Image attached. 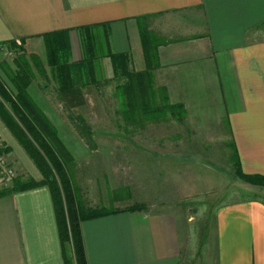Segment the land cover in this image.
Masks as SVG:
<instances>
[{
    "label": "crops",
    "instance_id": "0c3cea01",
    "mask_svg": "<svg viewBox=\"0 0 264 264\" xmlns=\"http://www.w3.org/2000/svg\"><path fill=\"white\" fill-rule=\"evenodd\" d=\"M95 24L135 72L146 68L143 42L155 47L153 81L183 106L187 141H223L242 174L264 177V0H0V43L63 32L71 45L72 33ZM7 130L0 120V141L19 152ZM24 154L29 178L42 181ZM189 171L170 169L181 177L164 184L198 188ZM49 193L41 185L0 195V264H64ZM213 214L211 236L167 211L84 219L87 264H264V201H226Z\"/></svg>",
    "mask_w": 264,
    "mask_h": 264
},
{
    "label": "rangeland",
    "instance_id": "374dc122",
    "mask_svg": "<svg viewBox=\"0 0 264 264\" xmlns=\"http://www.w3.org/2000/svg\"><path fill=\"white\" fill-rule=\"evenodd\" d=\"M69 37L71 45L68 48H71L72 54L69 62L76 63L83 57L80 36L72 33ZM97 43L101 46V39H97ZM13 44L0 43V64H12L21 51L25 52L27 58L30 55L37 56L43 64L45 76L36 75L32 95L73 157L68 171L84 211L101 208L125 210L140 204L146 211H167L176 217L178 223L182 224L186 220L191 225L189 228H194L199 235L201 231H213V213L226 201H264V185L236 174V163L232 157L228 159V150L223 141H187L183 120H177L169 113L162 117L156 114L145 117L138 125L124 119L114 93L115 87L122 85L125 78L112 79L108 57L103 56L96 62L95 72L101 77L99 83L84 87L86 104L82 108L68 111L57 97V83L46 64L44 39L43 42L18 41L14 47ZM68 48L60 51L61 58L68 59ZM31 66L36 73L34 65ZM128 69L135 71L130 64ZM0 77L11 88L1 70ZM154 86L159 87L155 81ZM77 116L84 119L93 143H86L79 135L76 128ZM1 144L3 145L0 141V151ZM6 148L8 151L0 155V192L12 190L14 181L18 178H29L25 169L26 159L21 155L25 151L19 148V152L13 153L10 147ZM188 150L196 156H184L180 159L179 155L182 152L186 154ZM202 152L203 157L198 154ZM184 159H187L185 166L179 163ZM182 168L190 170V183L197 179L198 188L187 189L185 186L177 189L169 183L164 184L165 180H169L170 174L172 178L181 177L177 172L167 171ZM202 176L203 182L198 179ZM40 177L42 178L41 174ZM113 191L117 192L114 193V198Z\"/></svg>",
    "mask_w": 264,
    "mask_h": 264
},
{
    "label": "trees",
    "instance_id": "16d2710c",
    "mask_svg": "<svg viewBox=\"0 0 264 264\" xmlns=\"http://www.w3.org/2000/svg\"><path fill=\"white\" fill-rule=\"evenodd\" d=\"M77 31L83 57L76 63H70L69 57L63 59L59 55L61 50L68 48L63 32L43 34L41 37L46 42V64L51 77L57 83V97L68 111L82 108L86 104L84 87L99 83L101 77L96 75V62L106 56L111 64L112 79L125 78L122 85L115 87L114 93L124 119L137 125L141 124L145 117L155 114L162 117L169 113L177 120L184 119L183 106L170 104L165 88L154 86L151 72L157 67L158 62L156 49L149 41L143 42L146 68L144 71L135 72L128 69L129 61L126 56L114 55L110 52L106 32L100 29V24L84 26ZM97 39H101V46L98 45ZM18 41L24 42L25 39L10 40L4 44H15ZM12 62V64L5 62L0 64V70L11 86L8 88L0 79V120L38 169L42 181L36 183L32 178H28L27 181L18 183L17 180L19 186L13 187L11 191L46 186L52 199L64 264H87L80 223L84 219L111 213L142 210L144 206L136 204L125 210L101 208L84 211L68 171L73 157L32 95V84L36 75L45 76L43 64L37 56L30 55V58H27L22 51ZM31 64L34 65L36 73ZM76 121L79 135L86 143H93L91 132L84 119L77 116ZM1 147L0 155L8 151L4 144H1ZM235 163L236 174L249 181L257 180L260 185H264L263 176L242 174L238 162ZM11 191H1L0 195ZM115 192H112V198L115 197ZM126 193L128 195L127 191Z\"/></svg>",
    "mask_w": 264,
    "mask_h": 264
}]
</instances>
